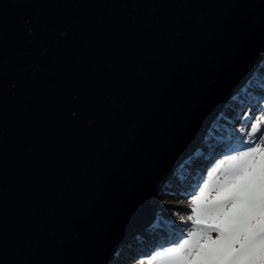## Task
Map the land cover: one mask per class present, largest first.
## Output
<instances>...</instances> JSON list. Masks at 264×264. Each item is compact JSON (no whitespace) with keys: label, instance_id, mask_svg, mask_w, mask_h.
Returning a JSON list of instances; mask_svg holds the SVG:
<instances>
[{"label":"water","instance_id":"1","mask_svg":"<svg viewBox=\"0 0 264 264\" xmlns=\"http://www.w3.org/2000/svg\"><path fill=\"white\" fill-rule=\"evenodd\" d=\"M264 54V0H0V264H109Z\"/></svg>","mask_w":264,"mask_h":264},{"label":"snow or ice","instance_id":"2","mask_svg":"<svg viewBox=\"0 0 264 264\" xmlns=\"http://www.w3.org/2000/svg\"><path fill=\"white\" fill-rule=\"evenodd\" d=\"M262 125L264 114L248 126V137L255 139L229 142L227 158L213 159L211 170L195 178L187 197L188 228L139 264H264Z\"/></svg>","mask_w":264,"mask_h":264},{"label":"rangeland","instance_id":"3","mask_svg":"<svg viewBox=\"0 0 264 264\" xmlns=\"http://www.w3.org/2000/svg\"><path fill=\"white\" fill-rule=\"evenodd\" d=\"M251 79L257 80L258 83L254 82L253 85H249L248 81ZM246 85L248 86L246 87ZM243 86L246 88L240 87L210 121L204 135L197 144L198 148L191 155L184 157L176 166L175 172L177 169L179 170L182 162H185L187 166L190 165V169L184 171V178L173 181L174 179L171 177L164 181L158 193V209L156 212L152 210V213L156 215V220L148 226L149 228H145L152 230V227H157V223L163 222L165 229L162 231L158 228V236L156 238L151 237L154 239L149 245H144L142 240L143 238L151 239L148 235L146 237L143 236L147 231L139 230L137 235L131 238V241L136 246L131 244V241H128V243L125 241L122 242L117 253L114 255L113 264H139L141 258H145L160 244H166L179 236L181 230L187 229L191 223L188 220V214L191 212L192 207L187 197L195 178L205 170H211V162L213 159L217 157L227 158L223 155V151L229 142L234 141L236 138L244 137L255 139L254 137H248V126L264 114V103H262L264 101V54ZM219 119L223 120V123H221V127L223 128L221 130L223 132L222 134L223 136L227 134V136L223 139L220 138L219 141L217 139L216 141L218 142L216 144L214 143L204 148L202 144L205 141V135L213 129L216 130L214 125ZM261 131L264 132V125L261 126ZM258 135L259 133H257ZM216 162L218 163L219 160L216 159ZM184 234L187 235V232ZM135 255H138L139 260H137Z\"/></svg>","mask_w":264,"mask_h":264},{"label":"bare ground","instance_id":"4","mask_svg":"<svg viewBox=\"0 0 264 264\" xmlns=\"http://www.w3.org/2000/svg\"><path fill=\"white\" fill-rule=\"evenodd\" d=\"M198 147H196L194 150H192L189 154H187L185 157H187V156H189V155H191L196 149H197ZM208 155V154H207ZM170 179V178H169ZM164 183V182H163ZM163 183L159 186V188H158V190H157V192L155 193V195L153 196V198H152V205H155L154 206V208H153V211H155L156 212V210L158 209V202H157V200H158V193H159V191H160V189H161V187H162V185H163ZM156 219H154L149 225H147V226H144V227H139L138 229H135V231L133 232V234L132 235H130L127 239H126V241L125 242H127L128 243V241H131V238H133L135 235H137V233H138V231L139 230H141V231H147L146 233H145V235H143V236H149V238H151V237H154V238H156V236H158V228H160L162 231H163V229H165L163 226H164V224H163V222L161 223V222H159V224L157 223L156 225H157V227L155 228H153L152 227V230H150V229H147V228H149L148 226H150L154 221H155ZM145 227H147V228H145ZM142 228H144L143 230H142ZM170 234V233H169ZM140 235V234H139ZM141 236V235H140ZM142 236V237H143ZM141 237V238H142ZM174 237V236H173ZM154 238H151V239H146V238H143L142 240H143V244L144 245H149V243L154 239ZM140 240V239H139ZM161 243V242H160ZM131 244H133L134 246H136L132 241H131ZM121 245V243L115 248V250H114V252H113V254H112V256H111V258H110V261H109V264H113V258H114V255L117 253V250H118V248H119V246ZM144 247V246H143ZM135 257L137 258V260H139L138 259V255H135ZM141 259H143V258H141ZM136 262V261H135Z\"/></svg>","mask_w":264,"mask_h":264},{"label":"trees","instance_id":"5","mask_svg":"<svg viewBox=\"0 0 264 264\" xmlns=\"http://www.w3.org/2000/svg\"><path fill=\"white\" fill-rule=\"evenodd\" d=\"M254 82L255 83H258L257 82V80H255V79H251V80H249L248 81V84L250 85V84H254ZM248 85H246V87H247ZM244 88H246L245 86H243ZM223 120L222 119H219V120H217V122H216V124L214 125L215 126V128H216V130H211L209 133H207L206 135H205V141H204V143L202 144L203 146H204V148H206L207 146H209V145H211V144H216L218 141H219V139L220 138H224L225 136H227V134H225L224 136H223V132L221 131L223 128L221 127V123H223L222 122ZM218 132H220V133H218ZM218 139V141H216ZM208 143V144H207ZM182 165L180 166V168H179V170L177 169L176 170V172H175V174H174V176H173V181H177V179H183L184 178V171L186 170V171H188V169H190V165L189 166H187L186 165V163L185 162H182L181 163ZM172 181V180H171ZM170 183V182H169Z\"/></svg>","mask_w":264,"mask_h":264}]
</instances>
